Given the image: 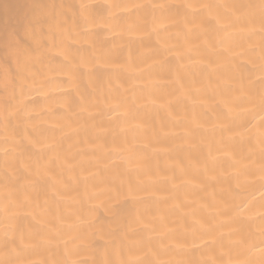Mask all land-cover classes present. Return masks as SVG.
I'll list each match as a JSON object with an SVG mask.
<instances>
[{
    "label": "bare ground",
    "instance_id": "6f19581e",
    "mask_svg": "<svg viewBox=\"0 0 264 264\" xmlns=\"http://www.w3.org/2000/svg\"><path fill=\"white\" fill-rule=\"evenodd\" d=\"M62 2L70 9L37 50L25 36L36 6ZM258 3L0 0V260L260 264L264 45L258 20L228 26ZM69 65L82 69L75 79ZM241 90L253 102L226 121L223 102ZM117 200L139 251L109 232L105 201Z\"/></svg>",
    "mask_w": 264,
    "mask_h": 264
},
{
    "label": "snow or ice",
    "instance_id": "6c2138e0",
    "mask_svg": "<svg viewBox=\"0 0 264 264\" xmlns=\"http://www.w3.org/2000/svg\"><path fill=\"white\" fill-rule=\"evenodd\" d=\"M37 9L39 10L37 14L34 15V23L32 26L28 27L25 31V36L32 40L35 48L37 50L42 49L47 42V39L49 36L53 35L52 33V27H53V21L57 22V25L62 23L61 17L65 16L67 11L70 9V5H66L65 3H52L48 5H37ZM87 6L81 5V8H86ZM162 7V6H161ZM187 7H191L190 5ZM207 7V6H205ZM218 7H228V6H218ZM233 8H236L237 6H232ZM240 8L247 7L251 10H258V13L256 11H250L249 13H246L244 15H238L235 17L234 20L231 21V24L228 26H235L236 24H255L258 20L259 23V32L262 39V45H264V0H259L258 4H250L247 6L241 5ZM254 34V30H253ZM5 47H13L15 46L19 51H26L24 49L19 48V43L15 41L14 38L9 37L4 42ZM261 59L264 60V46H262V52H261ZM64 64H67V60L63 62ZM262 68H264V65H262ZM30 70V65L28 61H25L24 66L21 68V74L23 75L24 72ZM64 70L63 68L61 69ZM68 73L75 79L76 73L82 72V69L77 66H68L67 69ZM261 83L264 84V77L261 78ZM16 100L15 95L13 94L10 97H6L4 100V103L7 105L6 113L4 115V119L6 121V125H10L13 127V131L15 132L19 127V115L23 109V101H16V103H13V101ZM253 99L251 95H245L243 93V90H241V94L232 96L230 99H226L224 103V118L226 121L231 120L232 118V109L236 105H240L243 103H252ZM259 109L261 112H264V87H262L259 91ZM30 118V117H29ZM16 119L17 123L13 124V120ZM234 122V121H233ZM261 124L264 125V118L261 119ZM225 128L230 130V127L228 124H225ZM259 143L261 145V184L260 188L261 191V207L264 209V128L259 132ZM98 195H104V193H99ZM112 197L110 193L108 194V201H111ZM108 201H105V206L108 208V211L110 213L112 226L109 228V232H114L117 230L122 231L121 240L128 243V246L130 250L135 249L137 251L141 250L143 247V243L138 240L131 239V233L134 231V229L131 227V223L125 227L124 226V219H125V210L122 207V202L117 200L115 203L109 204ZM6 210V209H5ZM260 219L264 221V211H262ZM23 239V237H21ZM49 241H44L42 239H34L33 247H38L41 243H45ZM9 244H12L15 246V240H5L4 247L6 250L9 249ZM26 249H19L16 247H13L11 251H16L17 255H19L22 251H25ZM260 256L262 257L260 264H264V248L260 250ZM0 264H23V262L13 261L11 259L9 260H0ZM58 264V262H57ZM67 264V262H66ZM121 264H164L162 261H156L147 259L144 257H139L134 260L129 261H122ZM204 264H210V262L205 261ZM242 264H252L251 261H244Z\"/></svg>",
    "mask_w": 264,
    "mask_h": 264
}]
</instances>
